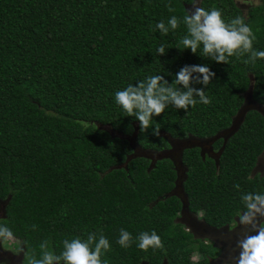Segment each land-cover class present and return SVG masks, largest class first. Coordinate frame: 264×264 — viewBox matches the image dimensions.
<instances>
[{"label":"trees","instance_id":"trees-1","mask_svg":"<svg viewBox=\"0 0 264 264\" xmlns=\"http://www.w3.org/2000/svg\"><path fill=\"white\" fill-rule=\"evenodd\" d=\"M192 1L0 0V228L22 244V264L42 261L45 253L52 263L67 264L64 241L91 237L94 250L101 236L110 244L103 264H210L217 255L215 246L174 221L177 196L155 201L174 187L172 161L134 154V146L167 149L165 135L216 136L229 127L248 89L264 105V59L252 56L264 51L263 0L245 14L232 0H199V8L219 10L226 24L242 16L255 36L252 51L241 49L223 62L202 44L195 52L182 45L190 37L184 17ZM197 65L214 75L205 85L192 72L189 87L202 89L210 104L199 103L195 93L198 102L187 112L169 103L141 132L138 119L115 103L116 91L150 76L185 92L176 74ZM157 125L159 137L152 135ZM211 147L216 158L196 145L182 149L181 186L187 211L201 212L206 225L219 228L247 212L246 196L255 202L264 195V174L251 175L264 148V118L247 110L235 131L214 138ZM122 229L132 236L128 248L117 243ZM152 231L163 248H138L137 237ZM194 251L200 256L193 261Z\"/></svg>","mask_w":264,"mask_h":264},{"label":"clouds","instance_id":"clouds-1","mask_svg":"<svg viewBox=\"0 0 264 264\" xmlns=\"http://www.w3.org/2000/svg\"><path fill=\"white\" fill-rule=\"evenodd\" d=\"M248 2V0H244ZM171 10V9H170ZM184 20L188 25L190 37L186 36L181 43L184 47H190L193 52L202 44L203 52L211 54L219 53L215 57L218 61H226L228 57L238 54L239 50L252 51V43L255 36L252 29L244 23L242 16H238L231 24H226L221 16V12L217 9L205 11L204 8H196L191 15H185ZM169 24L173 29L177 27V19L172 17ZM237 25L239 27H237ZM158 27L167 32L163 23ZM158 51L164 52L161 46ZM227 54V55H226ZM253 58L264 59V51H252ZM192 72L202 74L201 83L207 85L210 76V70L206 66L185 67L176 74V84H183L187 91L181 92L174 87H165L160 84L161 76H150L147 81H141L138 87L129 84L125 89L115 92L114 100L126 113L127 116H134L139 121L141 132L152 126L153 116H160L164 112L169 103L173 104L177 109H184L187 112L189 106L195 107L199 97V103L210 104L211 99L202 89H193L189 87L192 79ZM159 125L152 129L153 136H160ZM247 203V212L240 216L241 223H251L256 213L264 215V196L256 195L255 202L252 196L244 198ZM12 232L7 228H0V238L10 237ZM91 237L88 242H84L79 238L73 239L71 242L64 241L63 259L67 264H103L101 260L102 250L110 248L109 241L106 237L101 236L92 250L89 247ZM132 239L131 233L127 230H121L120 238L117 243L128 248ZM138 248L147 250L148 248H163L160 236L155 232H142L138 237ZM242 252L238 260V264H264V226L260 228L258 234L249 236L241 242ZM53 256L45 253L42 261H32L31 264H52Z\"/></svg>","mask_w":264,"mask_h":264},{"label":"rangeland","instance_id":"rangeland-1","mask_svg":"<svg viewBox=\"0 0 264 264\" xmlns=\"http://www.w3.org/2000/svg\"><path fill=\"white\" fill-rule=\"evenodd\" d=\"M235 6L239 8L242 14H245L247 9L253 5L261 4V0H232ZM196 8H199V0H193L191 4L185 6L188 15L195 12ZM243 103L232 117L229 127L223 131H220L217 136L225 139L230 135L240 124L244 113L253 109L259 112L264 118V105L255 103L249 94V90L242 94ZM169 143V147L161 151L163 156L171 159L173 166L177 173L174 188L172 193L179 197L182 205L174 221L178 223L186 232H189L193 238L203 241L204 243H211L218 250L217 255L210 258V264H238L240 253L242 252L241 242L247 239L249 236L258 234V231L264 226V215L256 213L251 223L245 224L238 220L230 225H225L219 228L206 225L200 218L201 212L192 214L187 212L185 208V195L181 188V181L184 178V167L180 163V151L187 146L197 145L200 148V153L208 156L216 157L218 150H214L211 147V141L208 139H197L194 137H187L185 139H172L165 135ZM135 155H145L152 159L156 153L145 152L134 146ZM253 174H264V148L262 152L257 156L255 165L251 171ZM240 219V218H239ZM23 246L17 238L12 236L0 238V264H22ZM197 252H191L190 259L197 260L199 258ZM57 264V263H52ZM145 264V263H142Z\"/></svg>","mask_w":264,"mask_h":264},{"label":"water","instance_id":"water-1","mask_svg":"<svg viewBox=\"0 0 264 264\" xmlns=\"http://www.w3.org/2000/svg\"><path fill=\"white\" fill-rule=\"evenodd\" d=\"M249 90V89H248ZM249 94H250V92H249ZM216 137H219V136H214V137H212V138H209L207 141H209L210 139H214V138H216ZM167 139V138H166ZM185 139V138H184ZM178 140H181V139H178ZM224 140V139H223ZM212 142V141H211ZM194 146V145H193ZM197 146V145H196ZM187 147H190V146H187ZM185 148V147H184ZM182 151V150H181ZM181 151H180V154H181ZM218 154H219V151H218V153H217V155H216V157L218 156ZM166 157V156H163L162 154H161V152L160 153H156V157ZM216 157H214V158H216ZM155 158V157H154ZM166 158H168V157H166ZM169 159V158H168ZM171 160V159H170ZM174 167V166H173ZM175 169V168H174ZM176 178H177V173H176ZM176 180V179H175ZM183 180V179H182ZM182 182V181H181ZM174 185H175V182H174ZM174 188V187H173ZM172 188V189H173ZM181 188H182V186H181ZM172 189H171V191H172ZM168 192V193H165L164 195H162V196H160V197H157L156 199H155V201H158V200H161V199H163V198H165V197H167V196H169V195H175V194H173L172 192ZM176 196V195H175ZM264 196V195H263ZM178 197V196H177ZM178 199H179V197H178ZM180 200V199H179ZM181 202V201H180ZM181 205H182V203H181ZM185 208H186V199H185ZM187 210V209H186ZM188 212V211H187ZM190 213V212H189ZM193 214V213H192Z\"/></svg>","mask_w":264,"mask_h":264},{"label":"flooded vegetation","instance_id":"flooded-vegetation-1","mask_svg":"<svg viewBox=\"0 0 264 264\" xmlns=\"http://www.w3.org/2000/svg\"><path fill=\"white\" fill-rule=\"evenodd\" d=\"M261 1H262V0H261ZM263 2H264V0H263ZM242 214H245V213H241L240 216H241ZM240 216H239V217H235L234 220L236 219V220H238V222H239V221H240V219H239Z\"/></svg>","mask_w":264,"mask_h":264}]
</instances>
